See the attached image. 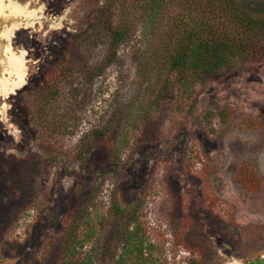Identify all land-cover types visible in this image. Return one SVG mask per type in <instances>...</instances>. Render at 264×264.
I'll return each instance as SVG.
<instances>
[{
    "label": "rangeland",
    "instance_id": "1",
    "mask_svg": "<svg viewBox=\"0 0 264 264\" xmlns=\"http://www.w3.org/2000/svg\"><path fill=\"white\" fill-rule=\"evenodd\" d=\"M13 1L33 16L0 15V77L24 72L0 93V264H111L130 214L127 264L264 259V57L184 84L176 0L150 32L146 0Z\"/></svg>",
    "mask_w": 264,
    "mask_h": 264
},
{
    "label": "trees",
    "instance_id": "2",
    "mask_svg": "<svg viewBox=\"0 0 264 264\" xmlns=\"http://www.w3.org/2000/svg\"><path fill=\"white\" fill-rule=\"evenodd\" d=\"M118 0H105L103 10L110 11ZM177 13L169 18L162 45L169 70L178 74L180 82L200 79L216 72L238 57H264V2L244 8L238 0H176ZM165 0H146L141 4L144 30L153 31L169 6ZM127 27L118 25L112 31L117 44ZM114 213L122 212L114 206ZM133 214L120 229L121 250L111 264H127L131 241L137 236L128 230ZM256 262L262 264L264 259ZM66 264V263H65Z\"/></svg>",
    "mask_w": 264,
    "mask_h": 264
},
{
    "label": "bare ground",
    "instance_id": "3",
    "mask_svg": "<svg viewBox=\"0 0 264 264\" xmlns=\"http://www.w3.org/2000/svg\"><path fill=\"white\" fill-rule=\"evenodd\" d=\"M5 9H7L11 15L16 17L25 16L29 18L33 16V12L27 11L24 6L19 5L13 0H0V15L3 14V10ZM17 24L18 23H13V27H17ZM7 50L9 51L10 49L8 48ZM18 61L19 60L16 58L9 57L3 63L4 69L8 70L9 73H13L16 77V80L14 81L0 77V93L3 95L8 94L23 82L24 72L19 65L21 64L20 61Z\"/></svg>",
    "mask_w": 264,
    "mask_h": 264
},
{
    "label": "flooded vegetation",
    "instance_id": "4",
    "mask_svg": "<svg viewBox=\"0 0 264 264\" xmlns=\"http://www.w3.org/2000/svg\"><path fill=\"white\" fill-rule=\"evenodd\" d=\"M257 260H250V261H245V262H240V263H228V264H258V262H256ZM262 264H264V262H262Z\"/></svg>",
    "mask_w": 264,
    "mask_h": 264
}]
</instances>
